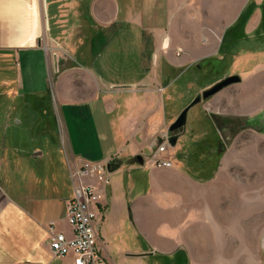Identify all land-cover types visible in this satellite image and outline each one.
I'll use <instances>...</instances> for the list:
<instances>
[{"label": "crops", "instance_id": "1", "mask_svg": "<svg viewBox=\"0 0 264 264\" xmlns=\"http://www.w3.org/2000/svg\"><path fill=\"white\" fill-rule=\"evenodd\" d=\"M263 26L264 0H0V264H74L52 252L49 226L72 237L73 173L87 164L110 171L115 159L97 220L106 264H190L189 212L179 204L168 215L158 204L180 201L166 189H182L183 174L189 181L187 156H176L185 137L170 146L171 167L144 164L148 149L170 138L180 84L195 87L206 62L225 61L226 38L248 43ZM219 97L204 106L216 112ZM138 156L144 163L135 165ZM221 170L208 185L190 179L213 188ZM145 172L147 196L133 210L145 200L171 224L144 223L140 239H128L108 228L114 192Z\"/></svg>", "mask_w": 264, "mask_h": 264}, {"label": "rangeland", "instance_id": "2", "mask_svg": "<svg viewBox=\"0 0 264 264\" xmlns=\"http://www.w3.org/2000/svg\"><path fill=\"white\" fill-rule=\"evenodd\" d=\"M142 7L144 12L150 9L148 2H143ZM220 53L225 61L213 59L206 62V71L200 75L195 87L180 84L179 94L172 103L177 106L170 126L194 100L190 102L199 87L208 84L200 92L203 94L222 82L226 78L222 77L224 74L227 77L237 75L241 81L203 99L189 110L182 129L170 132L169 126L168 131L170 138L178 137L177 141L185 137L186 147L181 151L184 155L178 152L176 156L179 159L187 156V171L191 179L208 185L222 168L228 167L231 172L221 170V182L213 188L198 186L183 174L184 180H180L182 189H166L171 198L176 197L180 201L174 205L171 203V206L158 204L167 210L168 215L171 214L170 207L174 209L179 204L184 213L189 212L190 264H264V26L249 38L248 43L240 40L231 42L226 38L221 43ZM215 96H220V99L214 102L216 112H211L204 105ZM206 117L209 122H206ZM203 127L208 129V133L199 137ZM148 151L151 154L145 163L138 157L130 161L135 165L151 164L149 158L156 149ZM172 151L173 147H170L162 157L171 158L169 154ZM209 151L214 153L210 155ZM119 164L118 160H113L110 171H116ZM77 168L82 169V166ZM147 178L148 172L140 173L133 183L125 177L114 192L116 198L108 228L112 231L121 229L128 239H140L136 232L144 223L153 231L171 224V218L158 217L162 213L155 206L145 204V200H140L134 212L133 202L147 196ZM91 182L101 186L96 177ZM152 190L155 193L161 191L159 186H153ZM194 212L197 218L192 217ZM141 240L146 248L145 238Z\"/></svg>", "mask_w": 264, "mask_h": 264}, {"label": "built area", "instance_id": "3", "mask_svg": "<svg viewBox=\"0 0 264 264\" xmlns=\"http://www.w3.org/2000/svg\"><path fill=\"white\" fill-rule=\"evenodd\" d=\"M156 151L149 162L157 167H171L172 158H163L168 153L170 138L167 134L154 143ZM107 164H87L73 173L75 187L73 197L67 204V221L72 228V237L57 232L55 224L49 226L50 247L55 256L64 258L73 255L74 264H106L98 242V212L102 211V185L109 180ZM111 174V173H110ZM96 177L101 186L91 182Z\"/></svg>", "mask_w": 264, "mask_h": 264}, {"label": "water", "instance_id": "4", "mask_svg": "<svg viewBox=\"0 0 264 264\" xmlns=\"http://www.w3.org/2000/svg\"><path fill=\"white\" fill-rule=\"evenodd\" d=\"M241 81V78L237 75H232L229 77H226L222 82L216 84L215 86H213L212 88L206 90L203 94L198 95L181 113V115L179 116V118L176 120L175 123H173L170 128L169 131L173 132L176 130H180L184 127V125L187 122V114L189 112V110L194 107L195 105L199 104L202 102L203 99H207L213 95H215L216 93H218L219 91L223 90L224 88L235 84V83H239ZM177 136L171 137L170 138V143L172 146H175L177 143ZM138 159L142 160V156H138Z\"/></svg>", "mask_w": 264, "mask_h": 264}]
</instances>
